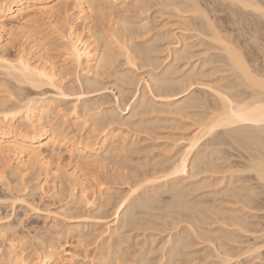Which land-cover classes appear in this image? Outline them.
I'll use <instances>...</instances> for the list:
<instances>
[{"label": "bare ground", "instance_id": "6f19581e", "mask_svg": "<svg viewBox=\"0 0 264 264\" xmlns=\"http://www.w3.org/2000/svg\"><path fill=\"white\" fill-rule=\"evenodd\" d=\"M0 162V264H72L67 237L95 239L89 264L257 251L264 0H0ZM28 213L49 234L17 241Z\"/></svg>", "mask_w": 264, "mask_h": 264}, {"label": "rangeland", "instance_id": "374dc122", "mask_svg": "<svg viewBox=\"0 0 264 264\" xmlns=\"http://www.w3.org/2000/svg\"><path fill=\"white\" fill-rule=\"evenodd\" d=\"M49 19V18H48ZM39 20V19H38ZM52 19H50V20H44V19H41L40 21H37L36 22V25H39V24H41V23H43V22H45V23H48V25L49 24H51V22H54V23H52L53 25H51L50 26V28H53V27H55L54 25H56V27H57V25L58 26H60L62 23H60L59 22V24H58V22H56V21H51ZM53 26V27H52ZM4 36V35H3ZM2 39H6V36H4ZM31 40H29L27 37H24L23 38V42H22V46H23V48H25V49H29L32 45H33V42H30ZM12 42V45H14V46H12V48H11V46L8 48H6V52H11V53H15L16 52V48H18V45H19V42L16 40V41H11ZM15 42V43H14ZM9 43H10V41H9ZM21 43V42H20ZM11 45V44H10ZM7 46H9V45H7ZM11 48V49H10ZM10 50V51H9ZM259 55L261 54L260 52H257ZM126 112V111H125ZM234 152V151H233ZM54 158H56V159H59L58 161H59V163H61V165L64 167L65 166V168H67L68 167V163H69V158H68V154L65 152V150H63L62 152H61V154L59 155V157H54ZM235 159V158H234ZM237 159V158H236ZM14 162H15V160H14ZM64 164V165H63ZM2 166V163L0 162V169L1 168H3V167H1ZM50 166H54V164L53 163H51L50 165H49V167ZM2 170V169H1ZM29 172V171H28ZM30 172H31V170H30ZM67 183V182H66ZM65 184V183H64ZM92 189V188H91ZM94 189V188H93ZM48 193H46L45 194V196L47 195ZM44 196V198H42L41 199V202L39 203V204H41L42 202H45V201H47V197H45ZM89 197H90V195H88ZM71 200V199H70ZM67 201H69V198L67 199V200H65V202H67ZM54 202V201H53ZM50 203H52L51 201H50ZM61 203H57V202H54V204H50V205H48V207L51 209V210H54V211H56L57 210V208L59 207V205H60ZM76 207L77 206H79V207H77V208H79V212H87V209L89 208V207H87L86 205V207L82 204H80V205H75ZM0 208H2V206H0ZM7 209V211L8 212H10L9 210V208H6ZM1 211H4L5 210V208L3 207V209H0ZM6 211V210H5ZM5 211H4V213H5ZM8 212H6V213H8ZM2 213V212H1ZM36 214V215H35ZM37 214L38 213H32V214H30V213H28V214H26L25 216H24V218H23V220H24V222L27 224H25L24 222V225L27 227H25L24 225H21L20 227L19 226H17L16 227V234L18 233V231L20 230V232L21 231H24L23 232V234L24 233H26L27 235H28V233H33L32 232V230L34 229V227L35 226H40L39 228L40 229H42V227L44 226L45 227V230L47 231H49V229L48 228H50V227H48L47 225H49L50 223H51V217H50V215L48 216L47 214H45V213H39V215H38V217H37ZM13 214H11V218L13 217L12 216ZM36 217H35V216ZM109 215V213L107 212V213H105V216L104 217H107ZM26 217V218H25ZM10 219V218H9ZM26 219V220H25ZM60 220H61V218H59ZM58 219V220H59ZM8 220V219H7ZM110 220H112V216H109V217H107V218H105V219H99L98 221H100V222H102V221H110ZM87 221H88V228H93V229H95L96 231H95V234H98V233H100V232H102V230L104 229V225H102L101 223H99V222H97V223H94V221H95V219H93V218H88L87 219ZM29 222H30V224H29ZM32 222V223H31ZM62 222L63 223H61V224H66V222H67V220H62ZM48 223V224H47ZM93 223V224H92ZM31 224H32V226H31ZM51 225V224H50ZM49 225V226H50ZM29 226H31V228L29 227ZM34 226V227H33ZM23 227H25V228H23ZM46 227H47V229H46ZM22 228V229H21ZM29 228V229H28ZM27 230V231H26ZM43 230H44V228H43ZM44 230V231H45ZM148 230V229H147ZM152 230V229H151ZM150 229L148 230V231H146L147 233H145V231H144V233H143V231H136V232H140V234L136 237V239L138 238L141 242H143V241H145V239H146V236H145V234H151V233H149V232H155L156 231V233L158 232L157 230H152L151 231ZM26 231V232H25ZM29 231V232H28ZM31 231V232H30ZM45 231V232H46ZM47 231V234H49V232ZM28 232V233H27ZM135 231H133L132 232V234H135L136 233ZM156 233H154V235H155V237H156V235H158V234H156ZM21 234V233H20ZM19 233L17 234V235H15L14 237H15V239H17V241L20 239V241H22L23 242V234L21 235V236H18V235H20ZM46 234V233H45ZM143 234H144V236H145V238L143 237ZM14 235V234H13ZM154 235H153V237H154ZM160 235V234H159ZM21 237V238H20ZM154 237V238H155ZM161 236H159V237H157L158 239H156L157 241L159 240V238H160ZM137 239V240H138ZM25 240V239H24ZM65 241H68L67 242V244H68V246L66 245L64 248H66L67 250H68V252H70V253H73L74 255H75V257H74V262L72 263V264H89V261H90V252H91V250L95 247V243H94V241H95V239H92L89 243L87 242V241H78L77 240V238H75V237H67V238H65L64 239ZM155 240V241H156ZM139 241V242H140ZM25 242V244L27 243V244H29V240H27V238H26V241H24ZM141 242H140V245H141ZM27 244H26V247H27ZM143 244H144V242H143ZM142 244V245H143ZM158 244L159 243H155V246H157L158 247ZM260 245V247H259V249H257V251L258 252H260V254H258V255H260V257L262 258V259H260L259 258V256L257 257L256 256V253L255 252H257V251H255V252H253V253H250V254H248V255H245V256H243V257H241L239 260H237L236 262H235V264H264V242L263 243H261V244H259ZM136 255V252H134V253H132V255L131 256H129V259H127L126 261H124V262H122L121 264H135L132 260H134V259H132L133 258V256H135ZM250 255V256H249ZM253 255V256H252ZM252 258V259H251ZM246 259V260H245ZM249 262H248V261ZM181 262H184V261H181ZM159 263H161V262H159ZM159 263H155V261L153 260V262H152V264H159ZM186 264H204V261H202V260H200V259H197L196 261H186ZM219 264H222V263H219ZM233 264V263H232Z\"/></svg>", "mask_w": 264, "mask_h": 264}]
</instances>
